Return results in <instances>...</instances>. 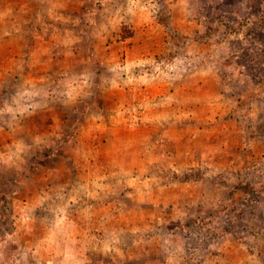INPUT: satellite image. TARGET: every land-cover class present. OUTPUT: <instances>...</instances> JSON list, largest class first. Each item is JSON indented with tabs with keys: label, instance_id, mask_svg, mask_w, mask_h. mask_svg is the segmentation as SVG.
I'll return each instance as SVG.
<instances>
[{
	"label": "rangeland",
	"instance_id": "obj_1",
	"mask_svg": "<svg viewBox=\"0 0 264 264\" xmlns=\"http://www.w3.org/2000/svg\"><path fill=\"white\" fill-rule=\"evenodd\" d=\"M139 1L165 31L160 40L134 36L135 23L123 21L116 22L119 36L105 38L97 48L90 30L104 24L82 20L79 10L77 19H66L65 7L58 9L51 29L26 13L30 20L20 24L23 37L4 40L0 61L26 67L0 69L5 76L0 83V264L130 263L102 257L117 252L105 247L114 235L101 218L98 223L96 216L103 214L87 207L93 198L81 194L98 169L74 166L80 171L73 175L67 153L80 156L92 147L86 142L91 135L82 132L86 125L117 124V99L128 126H149L153 110L164 112V99L179 84L197 98L179 104L178 110L191 107L195 113L178 122L198 139L190 155L195 165L179 171L182 178L198 181L202 197L194 211L163 209L152 232L165 249L152 253V264H264V0H180L177 8L174 0ZM7 43L19 50H8ZM160 43L167 48L147 50L148 44ZM48 56L57 60L54 66L34 67L39 60L49 62ZM35 75L43 79L34 81ZM132 75L140 77L138 87L125 80ZM98 93L106 94V102L90 104ZM61 112L67 117L58 120ZM63 120L81 129L52 139L49 125ZM26 127L43 130L26 132ZM104 135L107 141L112 133ZM54 140L63 143L50 158ZM161 151L166 160L159 172L177 174L170 167L179 158L177 143L168 138ZM56 156L53 164L62 171L53 172ZM89 233L103 234V241L93 243Z\"/></svg>",
	"mask_w": 264,
	"mask_h": 264
},
{
	"label": "crops",
	"instance_id": "obj_2",
	"mask_svg": "<svg viewBox=\"0 0 264 264\" xmlns=\"http://www.w3.org/2000/svg\"><path fill=\"white\" fill-rule=\"evenodd\" d=\"M135 1H137L136 5H134ZM140 5L144 8L147 7L140 3L139 0H0V48L5 44L4 40L8 41L10 37H23L24 31L20 24H22V21L30 20L26 18V13L32 12L35 22H44L45 26L51 29L52 22H56L58 19V9L60 7L66 8L62 12H65V18L71 21L77 19L74 14L79 10L82 11V20L97 22L99 26L104 24V29L90 30L91 36L98 39L95 40V42H98L97 48L102 46L105 38L108 37L113 41L119 36V30L121 29L119 28L117 32L116 22L122 23L123 21L135 23L136 31L134 36L140 38L154 37L155 39L158 37L160 40L165 31H163L159 22L155 20V17L151 15V12L140 8ZM173 5L177 8L180 5V0H174ZM174 17L177 19L176 16ZM139 23L143 27H140ZM110 26L112 27L110 28ZM53 32H56V29H53ZM5 46H7L8 50H19L18 47L14 48L9 43ZM49 47L51 52V45ZM148 47L147 50L167 48L166 43L155 44L154 46L148 44ZM44 52H48V49L44 50ZM47 58L49 62L39 60L37 66L33 63L34 67L46 69L52 67L51 65L54 66L55 64L52 61L57 60L50 56ZM13 66L22 69V67H26V64L20 61H8L7 59L0 61L1 70H8ZM4 77L3 75L0 76V83L4 81ZM139 78L132 75L128 79L125 78V80L129 81L126 82L130 87L134 86L130 82L135 83V86L138 87ZM32 79L40 82L43 78L40 75H35ZM120 79L117 76V86L121 83ZM26 80L25 78L22 82L26 83ZM101 85H103L102 81L99 88ZM179 87L168 98L164 99L165 103L163 105L165 107H162L164 112H158V110L154 109L150 117V125L140 130H136L126 124L121 113L120 100L117 99V124L112 127L103 124L99 126L86 125L83 127L82 132L91 135V142L86 141L92 146L87 147L89 153L86 149L80 153V156L76 152L75 154L67 153L69 155L68 160L72 164L69 171L73 175L80 171L74 166L79 168V165H82L84 169L90 171L95 167V169H98L96 174H93V178L89 179L86 192H81V194H89L88 196L93 198L91 204L87 205L88 208L92 209L94 213L103 214L101 217L99 215L96 216L99 220L98 223H101V218L102 223L112 229L114 236L104 246L115 247L117 252H103L102 257L104 259L107 257L113 259L121 257L124 261H130L129 264H152V259L155 257L152 253H158L159 249H165L163 243L159 242L160 239L157 238V235L152 232L156 226L155 222L163 219V209H166L169 214L171 212L172 214L185 213L186 210L184 209L192 211L198 209L199 202H201L202 189H198V184H196L198 181L196 179H184L179 171L187 168L186 165H192L193 163L195 165L196 163L190 155L194 145L197 143V134L194 136L188 125L179 124L178 122V119L190 116L192 115L191 113L194 115L195 113L191 111V107H187L188 110L184 108L178 110L181 107L179 104L187 106L197 96L190 91L186 92L183 85L180 86L179 84ZM135 89L133 88V90ZM105 96L106 94L101 95L99 93L93 95V98L89 99L92 100L90 104L94 105V101L96 103L106 102ZM39 97L46 98V95L39 94ZM36 112L38 113V111H34V115L37 114ZM39 112L41 111L39 110ZM81 112L88 113L89 110L83 109ZM67 114L65 112L59 113L57 115L58 120H61V117H67ZM106 114L110 115L108 112ZM54 116L52 115L53 118ZM57 117L53 121H58ZM167 117L170 118L168 122H165ZM156 119H159V121H155ZM63 121L65 122V120ZM52 125L53 123L49 125V127L51 126L49 132L53 136L52 139L57 138L59 133H73L81 129L74 122ZM35 128L36 130H43L42 127ZM26 129V132L30 130L36 131L31 127H26ZM107 132L112 133V135L110 139L105 141L104 138L106 136L104 134ZM92 134H97L98 137L92 138ZM168 138L177 143V149L179 150V158H174L170 166L176 170L177 174L174 173V170L172 173L166 172V174L159 172L163 162L166 160V156H164L166 152L161 151V148L164 147V141ZM63 139H65L63 142L67 140L66 138ZM67 141L69 142L70 140ZM62 143L61 141L58 143L57 140L52 141L53 146L50 150V158L54 156ZM57 158L56 156L51 161L54 166L53 172L62 171L60 166L53 164L57 162ZM82 186L86 187V183ZM62 193L66 194L60 192L59 195ZM41 195L47 194L43 192ZM77 195L78 193H75V196ZM107 195H109L108 199H106ZM167 219H172L171 215ZM123 233H128L132 236L129 239H125L121 236ZM158 245H162V248ZM126 246H131V248L136 246L138 251L134 252L130 248L128 252H125ZM177 258H180L179 255H177Z\"/></svg>",
	"mask_w": 264,
	"mask_h": 264
},
{
	"label": "built area",
	"instance_id": "obj_3",
	"mask_svg": "<svg viewBox=\"0 0 264 264\" xmlns=\"http://www.w3.org/2000/svg\"><path fill=\"white\" fill-rule=\"evenodd\" d=\"M88 236L91 240H93V243L98 244L103 241V234L98 235L97 233H89Z\"/></svg>",
	"mask_w": 264,
	"mask_h": 264
}]
</instances>
